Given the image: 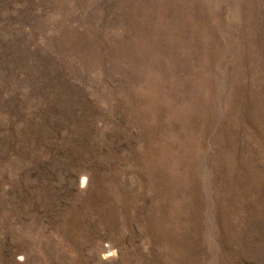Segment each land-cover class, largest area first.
Masks as SVG:
<instances>
[{
	"label": "rangeland",
	"instance_id": "rangeland-1",
	"mask_svg": "<svg viewBox=\"0 0 264 264\" xmlns=\"http://www.w3.org/2000/svg\"><path fill=\"white\" fill-rule=\"evenodd\" d=\"M0 264H264V0H0Z\"/></svg>",
	"mask_w": 264,
	"mask_h": 264
},
{
	"label": "bare ground",
	"instance_id": "bare-ground-1",
	"mask_svg": "<svg viewBox=\"0 0 264 264\" xmlns=\"http://www.w3.org/2000/svg\"><path fill=\"white\" fill-rule=\"evenodd\" d=\"M84 183V182H83Z\"/></svg>",
	"mask_w": 264,
	"mask_h": 264
}]
</instances>
